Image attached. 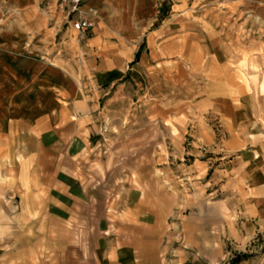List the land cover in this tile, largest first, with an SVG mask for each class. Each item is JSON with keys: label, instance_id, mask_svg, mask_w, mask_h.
Here are the masks:
<instances>
[{"label": "crops", "instance_id": "obj_1", "mask_svg": "<svg viewBox=\"0 0 264 264\" xmlns=\"http://www.w3.org/2000/svg\"><path fill=\"white\" fill-rule=\"evenodd\" d=\"M114 1L85 2L83 44L39 48L40 0H0V264H216L264 233V0H195V19L178 0L157 26Z\"/></svg>", "mask_w": 264, "mask_h": 264}, {"label": "rangeland", "instance_id": "obj_2", "mask_svg": "<svg viewBox=\"0 0 264 264\" xmlns=\"http://www.w3.org/2000/svg\"><path fill=\"white\" fill-rule=\"evenodd\" d=\"M55 1L56 0H40L37 11L32 12V14L35 15L32 16L35 18L33 19L34 22L31 21L28 24L30 26L28 34L29 37H32V39H30V45H36L39 46V48H49L54 44L58 45L61 42L60 34L61 32L66 33L67 27L61 23L60 20L62 18L59 19V13L55 8ZM87 1L89 0H85V2ZM195 2V0H187L186 2V16L188 19H195L198 17L197 13L194 11L196 6ZM113 3L115 4V7L118 8V11H123L128 14L131 24H146L147 26H150L151 24L157 26L158 23L166 20L168 14H170L172 10L173 4H179L178 0H116ZM7 13L8 12H6L5 15ZM16 13L10 12L12 15H15ZM206 14L210 17V12H206ZM257 30V28L253 27L251 34L259 40L262 32ZM243 31L247 32L248 30L244 29ZM80 44H83V42H80ZM39 54H41V52ZM54 55L55 54H44L47 59L51 60H53ZM252 79L254 81L259 79V77L252 76L249 78L246 74L242 75L243 82L249 86H247L249 94H252V91H254L250 88L251 83H254L252 82ZM259 90L262 95H264V81ZM135 103L136 96L135 94H132L128 102H118L116 104L113 109L114 111L116 110L114 113L102 117L100 122V126H102L100 136L102 137L103 145L106 144V146L101 153L107 152L108 148H112L113 151L115 149L117 150L118 147L123 145L124 140L122 139L123 136H125L123 132L126 130L127 126H129L128 124L133 113L131 112L128 114L127 110H129L130 107L135 108ZM141 116L142 113L139 115L136 114L133 118L136 130H138V125H141L143 122V117ZM149 166L158 173V170L155 169V165L151 160ZM161 177L162 176L157 174L155 179L159 180ZM74 234L77 240L82 236L80 229L74 228ZM226 243H228V250L226 251L224 258L216 264H264V233L256 235L255 238L249 240L247 243L233 246L234 249L229 248L232 247L229 240H226ZM197 255H199V253Z\"/></svg>", "mask_w": 264, "mask_h": 264}, {"label": "built area", "instance_id": "obj_3", "mask_svg": "<svg viewBox=\"0 0 264 264\" xmlns=\"http://www.w3.org/2000/svg\"><path fill=\"white\" fill-rule=\"evenodd\" d=\"M85 0H56L55 8L59 19L67 29H72L79 42H83L97 25L98 9L83 11ZM67 31V30H66ZM106 131V129H105Z\"/></svg>", "mask_w": 264, "mask_h": 264}, {"label": "trees", "instance_id": "obj_4", "mask_svg": "<svg viewBox=\"0 0 264 264\" xmlns=\"http://www.w3.org/2000/svg\"><path fill=\"white\" fill-rule=\"evenodd\" d=\"M237 263V262H236Z\"/></svg>", "mask_w": 264, "mask_h": 264}]
</instances>
